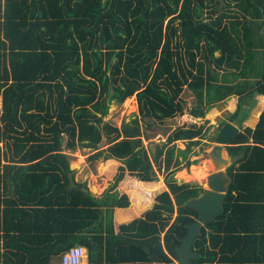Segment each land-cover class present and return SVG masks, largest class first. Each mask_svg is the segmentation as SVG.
Masks as SVG:
<instances>
[{
    "label": "trees",
    "instance_id": "1",
    "mask_svg": "<svg viewBox=\"0 0 264 264\" xmlns=\"http://www.w3.org/2000/svg\"><path fill=\"white\" fill-rule=\"evenodd\" d=\"M133 95L138 116L104 120ZM234 97L226 150L243 156L191 264H264V110L242 127L264 99V0H0V264H61L73 245L87 264H174L197 217L185 204L205 190L175 173L196 162L207 111ZM142 122L171 128L154 152ZM77 146L112 181L100 197L74 179Z\"/></svg>",
    "mask_w": 264,
    "mask_h": 264
},
{
    "label": "rangeland",
    "instance_id": "2",
    "mask_svg": "<svg viewBox=\"0 0 264 264\" xmlns=\"http://www.w3.org/2000/svg\"><path fill=\"white\" fill-rule=\"evenodd\" d=\"M229 82H234L232 77H229ZM183 100L189 102H195V93H193L188 88H185L182 95ZM237 102V97L232 98L228 102L220 103L215 105L212 109L207 111L203 120H207L205 123L206 131L204 132V137L200 139V143L197 145H191L189 159L195 160L194 164L190 166H185L181 170L175 173V178L179 182H191L201 185L203 188L205 175L210 172L211 167L209 165V160L206 156V150L212 144V137L218 130V126L222 121L229 120V116L232 113V105ZM254 102V100H253ZM251 99H249L246 103V106H251L252 110L249 112L246 120L243 121V126H252L254 124V117H257L259 112L264 110V99H261L260 103L257 100L256 104L253 103ZM1 105V98H0ZM250 108V109H251ZM135 116H138V107L135 95L131 96L123 103H115L111 102L109 104V109L107 115L104 117V120H109L113 124L120 126L122 122H130L131 119ZM235 122V121H234ZM141 129L148 136V138L143 137L144 147L148 150L152 144L155 143L154 146L160 145L162 140L166 137V133L171 130V128H158L154 126L153 128H147L141 123ZM160 134V136L155 137V134ZM161 137L159 141L158 138ZM188 140H177L174 141L176 148L183 149L187 145ZM106 146L105 138L102 139L98 147L104 148ZM151 152L155 151V147L153 150L150 149ZM65 152L70 154L69 164L70 168L74 172V179L76 182H85L88 184V191L91 192L94 196L98 197V194L102 196L107 189V187L112 183V181L102 177V180L97 182V175L94 172V168H96L100 161H97L92 166L87 162L86 157L92 152L91 149L77 146L75 150H66ZM151 152L148 151L150 158H152ZM153 168L155 169L158 180L164 185L163 179L165 176V172L163 169H158L157 165L153 161ZM107 186V187H106ZM165 188V187H164ZM163 189V188H162ZM103 191V192H102ZM160 191V188L156 190ZM102 192V193H100ZM134 201L132 202L133 205ZM174 264H176V260H174Z\"/></svg>",
    "mask_w": 264,
    "mask_h": 264
},
{
    "label": "water",
    "instance_id": "3",
    "mask_svg": "<svg viewBox=\"0 0 264 264\" xmlns=\"http://www.w3.org/2000/svg\"><path fill=\"white\" fill-rule=\"evenodd\" d=\"M240 131L241 129L232 121H224L214 134L211 146L206 150L211 170L205 175L204 192L185 204L197 212V217L194 221L186 224L185 235L174 247L176 264H191V261L197 257L192 245L194 240L201 236L202 226L222 212L224 197L231 182L227 168L243 156V151L237 155L229 156L226 146L230 145L232 138ZM158 140L160 141L161 137ZM66 143L67 137L63 134L62 147H65ZM154 145L155 143L150 146L151 150L154 149Z\"/></svg>",
    "mask_w": 264,
    "mask_h": 264
},
{
    "label": "built area",
    "instance_id": "4",
    "mask_svg": "<svg viewBox=\"0 0 264 264\" xmlns=\"http://www.w3.org/2000/svg\"><path fill=\"white\" fill-rule=\"evenodd\" d=\"M1 108V106H0ZM87 251L82 245H73L61 254V264H83Z\"/></svg>",
    "mask_w": 264,
    "mask_h": 264
},
{
    "label": "crops",
    "instance_id": "5",
    "mask_svg": "<svg viewBox=\"0 0 264 264\" xmlns=\"http://www.w3.org/2000/svg\"><path fill=\"white\" fill-rule=\"evenodd\" d=\"M1 106V105H0ZM261 112V111H260ZM260 112H259V114H260ZM259 114H258V116L257 117H254V119H255V121H254V124L252 125V126H250L251 128H253L254 126H255V124L257 123V121H258V117H259ZM246 120V119H245ZM233 123H235L234 121H232ZM236 124V123H235ZM237 125V124H236ZM243 127H245V126H243ZM98 177V176H97ZM100 180H102V177H98L97 178V182H99ZM83 183H85V182H83ZM86 184V183H85ZM143 185H151V183H144ZM86 187H87V190H88V184L86 185ZM107 187V186H106ZM109 187V186H108ZM107 187V188H108ZM103 192V191H102ZM102 192H100V193H102ZM91 193V192H90ZM92 194V193H91ZM93 195V194H92ZM94 196V195H93ZM95 197H97V196H95ZM98 197H100V195L98 194ZM129 207L131 208V207H133V205H132V203H130V205H129ZM83 246V245H82ZM85 249H86V247L85 246H83ZM86 251H87V249H86ZM61 263L60 262V260H58V259H56L55 261H54V263ZM83 264H87V254H86V257H85V259H84V262H83Z\"/></svg>",
    "mask_w": 264,
    "mask_h": 264
},
{
    "label": "flooded vegetation",
    "instance_id": "6",
    "mask_svg": "<svg viewBox=\"0 0 264 264\" xmlns=\"http://www.w3.org/2000/svg\"><path fill=\"white\" fill-rule=\"evenodd\" d=\"M213 138V137H212Z\"/></svg>",
    "mask_w": 264,
    "mask_h": 264
}]
</instances>
